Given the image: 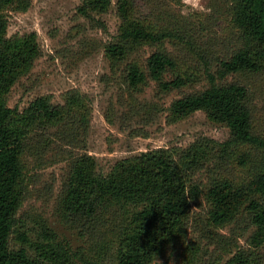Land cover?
<instances>
[{
    "label": "rangeland",
    "instance_id": "obj_1",
    "mask_svg": "<svg viewBox=\"0 0 264 264\" xmlns=\"http://www.w3.org/2000/svg\"><path fill=\"white\" fill-rule=\"evenodd\" d=\"M30 1L27 12L9 14L8 37L35 33L41 55L12 88L8 105L21 112L35 100L48 98L54 105L64 106L66 98L75 93L82 99L86 117L75 120H81L78 132L70 123L66 129L53 128L42 134L40 141L33 139L24 160L25 200L11 246L26 248L45 264H87L99 258L109 261L116 252L113 227L106 221L83 219L66 205L72 157L91 155L100 172L107 175L118 161L148 151L182 153L205 140L215 146L226 143L231 131L225 124L211 120L203 111L174 121L170 109L174 101L209 86L207 69L217 72L220 63L243 43L242 32L233 23L228 0H130L133 19L175 37L161 45H145L114 67L104 46L119 33L120 0H112L110 11L95 16V20L79 14L83 0ZM161 48L179 61L183 74H195L199 81L166 95L154 81L132 89L127 83L128 64L145 65ZM223 83H240L247 88L254 132L264 137V70L230 75ZM75 132L78 140L71 142ZM240 149L227 153L219 148L208 155L194 176L204 191L215 179L238 184L249 179L255 161L247 167L240 165L239 151L250 150ZM209 210L204 197L193 204L185 235L157 257L158 263L226 264L238 252L256 249L251 243L254 229L246 217L215 228L208 221ZM52 246L60 254L54 258L46 252ZM42 253L49 258L40 256ZM259 254L264 261V246Z\"/></svg>",
    "mask_w": 264,
    "mask_h": 264
},
{
    "label": "trees",
    "instance_id": "obj_2",
    "mask_svg": "<svg viewBox=\"0 0 264 264\" xmlns=\"http://www.w3.org/2000/svg\"><path fill=\"white\" fill-rule=\"evenodd\" d=\"M228 1L243 43L220 63L216 73L207 69L209 86L204 91L174 101L170 111L174 121L203 111L211 120L230 128L229 140L218 146L205 140L182 153L148 151L118 161L107 175L100 172L91 155L72 157L65 188L67 207L83 219L108 222L114 231L116 252L112 258L87 264H160L157 257L185 235L193 204L202 197L210 205L208 221L213 227L224 228L246 217L254 229L251 243L256 249L240 251L226 264H264L258 256L264 246V137L254 132L247 88L240 83H223L230 75L264 70V0ZM112 5V0H83L78 12L95 20V16L108 13ZM30 7V0H0V264H45L26 248L11 246L25 200L24 160L33 139L40 141L42 134L53 128L66 129L70 123L77 131L81 120H75L86 117L82 99L75 93L66 98L64 106L39 98L21 112L9 107L7 96L41 55L35 33L8 37L9 14L27 12ZM131 8L130 0H120L119 33L104 46L114 67L145 45H161L175 37L133 19ZM127 67V83L132 89L154 81L166 95L199 81L195 74H183L179 61L165 48L154 52L145 65L133 62ZM78 137L76 132L72 134L71 142ZM243 147L250 150L239 151V164L247 167L255 161L256 165L245 182L215 179L204 191L195 181L196 172L204 167L210 153L219 148L230 153ZM54 247L46 249L51 258L60 255Z\"/></svg>",
    "mask_w": 264,
    "mask_h": 264
}]
</instances>
